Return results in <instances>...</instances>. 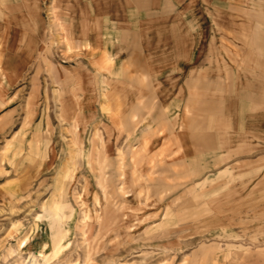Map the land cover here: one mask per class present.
<instances>
[{"label":"rangeland","instance_id":"rangeland-1","mask_svg":"<svg viewBox=\"0 0 264 264\" xmlns=\"http://www.w3.org/2000/svg\"><path fill=\"white\" fill-rule=\"evenodd\" d=\"M138 1L105 68L71 0H0V264H264V0Z\"/></svg>","mask_w":264,"mask_h":264},{"label":"crops","instance_id":"crops-1","mask_svg":"<svg viewBox=\"0 0 264 264\" xmlns=\"http://www.w3.org/2000/svg\"><path fill=\"white\" fill-rule=\"evenodd\" d=\"M71 1L73 3V6L75 8L77 7L80 11V14L77 15L76 17H80V18L82 17L85 23L88 21L87 26L89 28L86 31L76 30L75 32H73V34L71 33L72 35H74V38L78 40V43L76 44L80 46L79 44L82 41H85L86 45L89 46L87 53L90 56V58L96 57L97 59H99L98 60L99 62H97V64H102L106 68L107 65H109V61L111 60L108 53V46H110L112 43L104 37L107 34L105 29L108 27L118 30L124 27L126 28L127 25L123 24L124 20L126 19V12L128 15L127 20L130 21L135 20L136 15L134 16V14L129 12V10L127 11L128 6L126 5L127 4L126 0H71ZM136 6L139 9L148 10V8H151V1L139 0ZM34 16L36 18V14H34ZM60 31H61V35H63V39L65 41L67 48L70 50L72 48L71 46L72 43L70 42L72 35L67 33L66 28H64L63 25H61ZM115 34L117 37L119 36V32ZM254 34L255 36H257V38L264 37V32L262 31L259 32L256 31L254 32ZM175 39H177V37ZM174 43L173 45L177 48V50L181 46L182 48L181 47L180 48L182 49L183 52L184 46L185 45L188 46L190 44V39L187 38V40L183 44H179L175 41ZM184 53H181V56L180 55L179 56L183 57ZM246 86L248 89L250 88L254 89V86L252 84L251 85L248 84ZM180 94H182L181 91ZM260 96H261L260 99H264V92H261ZM188 97L191 101L192 106L196 107V109L201 113H206L207 115H213V114H218L221 111L220 109L216 108L218 100L214 99V97L206 93V91L203 90L194 91V92L189 91ZM238 97L240 99L238 98L237 101L238 103L236 104V106H234V108H236L235 110L237 112L239 121H242V118L246 112L251 110L255 111L253 108L249 107L248 102L249 100L255 99L257 97L252 96V94H248L244 96L238 95ZM194 101L195 102L197 101L196 103L197 106L195 105ZM210 120L211 118L208 119V122ZM184 138H185L184 139L185 142L197 147H205V144L208 145V143L210 144L211 142L210 137L203 136L199 131H197L196 133H192L190 135H186V137ZM224 142L220 140V145L221 146L225 145L226 143Z\"/></svg>","mask_w":264,"mask_h":264}]
</instances>
